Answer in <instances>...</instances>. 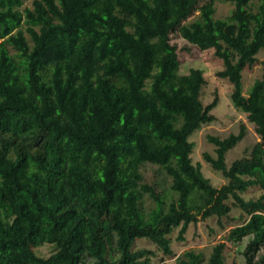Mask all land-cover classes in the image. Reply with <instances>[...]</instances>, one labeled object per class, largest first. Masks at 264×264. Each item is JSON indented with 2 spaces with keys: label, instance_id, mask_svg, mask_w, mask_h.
<instances>
[{
  "label": "trees",
  "instance_id": "16d2710c",
  "mask_svg": "<svg viewBox=\"0 0 264 264\" xmlns=\"http://www.w3.org/2000/svg\"><path fill=\"white\" fill-rule=\"evenodd\" d=\"M223 1L234 5L225 19L217 0H0V264H154L138 241L173 257L176 230L183 242L192 224L224 227L233 208L244 222L227 240L249 238L245 264H264V73L243 94V72L264 52V1ZM174 35L215 51L217 76L260 137L230 167L246 127L209 137L216 157L204 159L228 180L221 187L193 163L191 141L215 121L219 97L204 101L201 69L179 74ZM253 188L263 194L246 200ZM45 244L49 258L35 252ZM226 249L209 263L225 264ZM186 256L179 264L202 262Z\"/></svg>",
  "mask_w": 264,
  "mask_h": 264
},
{
  "label": "rangeland",
  "instance_id": "374dc122",
  "mask_svg": "<svg viewBox=\"0 0 264 264\" xmlns=\"http://www.w3.org/2000/svg\"><path fill=\"white\" fill-rule=\"evenodd\" d=\"M255 7L260 5L264 0H253ZM26 6L31 7V1L26 3ZM234 10V5L225 2L223 0H217L216 2V19H225ZM199 13H197L198 15ZM193 18L190 19L192 21ZM172 42L178 45L180 52V75H188L191 69H201L207 77L209 83L204 90V101L209 103L213 101L215 95L219 97V104L213 111L215 121L203 126L197 131L191 141L195 143V148L192 154V160L194 164H201L202 171L206 178L210 179L212 184L216 187H221L228 183V180L224 178L221 172H217L205 161L204 154H209L212 157H216L215 146L209 141V137H219L221 139L228 138L230 135H238L241 127H246L245 138L232 150H230L226 157V163L228 167L238 159L249 157L252 153L254 146L260 141L259 135L255 132V127L247 119V114L236 109L231 101V95L233 92V85L226 79H220L217 74L225 69L222 60L216 57L214 50L199 51L196 48H191L181 37L174 35ZM190 48V50L184 49V47ZM259 63L253 69H246L243 72V94L248 95L255 81L262 78L264 73V52L258 55ZM143 173L146 176L149 173L148 168H143ZM163 184L162 189L169 190L171 185V179L164 173H160L156 178ZM146 182L148 181L145 179ZM263 192L260 189L253 188L244 194L246 200L258 199ZM146 206L151 208L154 206L153 201L146 198ZM243 212L238 208H233L229 214V218L222 219L224 227L219 225L217 219H209L207 221H201L197 225L192 224L189 227L185 237L186 240L180 242L177 240L179 230H176L172 235V246L175 252L173 257L165 256L161 251L156 250V246L145 240L138 241L136 247L138 249H151L156 251V255L153 257L154 264H179L182 260H187L186 253L194 252L196 254H202L201 264H210L209 260L213 253V249L220 243H226L227 249L224 252L225 264H245V258L243 252L246 245L249 242V238H245L243 242L235 244L227 240L230 232L235 227L241 225L244 220H240V216ZM244 219L247 220L248 216L244 214ZM35 252L42 258H49L55 252L54 245H41L35 248ZM261 254H264V249Z\"/></svg>",
  "mask_w": 264,
  "mask_h": 264
}]
</instances>
